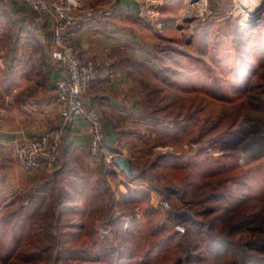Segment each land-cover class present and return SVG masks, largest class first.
I'll return each instance as SVG.
<instances>
[{"label":"rangeland","instance_id":"1","mask_svg":"<svg viewBox=\"0 0 264 264\" xmlns=\"http://www.w3.org/2000/svg\"><path fill=\"white\" fill-rule=\"evenodd\" d=\"M189 1L169 31L147 17L162 36L134 69L141 109L119 124L115 149L135 177L93 157L65 168L57 210L46 181L43 193H8L0 264H227L205 231L264 233V0L249 21L239 0L194 1L203 13L189 20Z\"/></svg>","mask_w":264,"mask_h":264},{"label":"crops","instance_id":"2","mask_svg":"<svg viewBox=\"0 0 264 264\" xmlns=\"http://www.w3.org/2000/svg\"><path fill=\"white\" fill-rule=\"evenodd\" d=\"M83 1L86 7L110 11L71 28L68 37L103 72L85 93L84 105L99 109L107 141L117 150L119 124L141 109L142 87L134 69L140 60L152 59L150 49L162 36L147 17L154 16L155 25L169 31L178 26L182 0H162L150 11L143 0ZM53 38L49 12L26 0H0V201L10 192L43 193L42 183L58 181L66 167L78 171L94 165L84 115L76 113L66 127L60 114L56 82L65 70L51 58ZM55 131H61V144L54 165L26 170L13 156L20 140Z\"/></svg>","mask_w":264,"mask_h":264},{"label":"built area","instance_id":"3","mask_svg":"<svg viewBox=\"0 0 264 264\" xmlns=\"http://www.w3.org/2000/svg\"><path fill=\"white\" fill-rule=\"evenodd\" d=\"M161 1L143 0V6L150 11ZM26 2L34 9L49 12L52 17L54 38L51 58L65 70V74L56 82V99L60 105V114L66 122V127L76 113L84 115L89 133L88 150L92 157L98 158L105 138L104 121L97 107L84 105V95L92 82L103 72L92 58L83 56L68 37V31L74 24L80 25L95 17L109 14L110 11L100 7H86L83 0H26ZM194 4L199 8L197 3ZM60 138L61 131L43 132L26 138L15 147L14 155L26 168H35L41 163L53 165L57 162ZM115 154L116 152L112 150L104 151L100 158L101 163L107 168L118 169L114 162Z\"/></svg>","mask_w":264,"mask_h":264},{"label":"trees","instance_id":"4","mask_svg":"<svg viewBox=\"0 0 264 264\" xmlns=\"http://www.w3.org/2000/svg\"><path fill=\"white\" fill-rule=\"evenodd\" d=\"M77 25L74 24L72 26H70L71 28L76 27ZM61 144V140L59 141L58 144V149H57V161L59 160V147ZM106 150H112L115 152V146L113 144H110L107 141V137L105 134V138L104 141L102 143V148H100V153H99V159L101 158V155L104 151ZM54 165V164H53ZM131 169L132 168V164H131ZM144 171L147 174V179H148V183L149 185L156 189L155 187H153L152 184V179H151V174L149 172V166H145ZM136 174V173H135ZM129 177L134 178L135 175H129ZM45 184H49L51 189L56 190L55 194L57 193V196L55 197V200L52 201V205L55 208V210H57L58 208V203L59 201V194L58 192H60V185L57 181H55V179L46 181ZM167 187H170L168 185H165ZM174 189V187H172ZM111 198H109L110 200ZM211 210V209H209ZM209 210H204L202 212H199L198 214H206ZM55 212L53 211V214ZM57 219H51V221L49 222V224L51 225V228L55 229ZM191 222L198 228L203 224V220L201 219H191ZM213 222L212 220L210 221L209 226H212ZM55 238H56V243L54 248L56 249V254L59 255V251L62 248V245L59 243V239L56 235V233L54 232ZM203 239L206 243V246L213 252L217 253V252H221L224 256L228 257L229 261H227V264H264V233H260L259 235L256 236H251L248 239H244V240H239V239H232L231 237H228L224 234L218 233V232H208L205 231L204 235H203ZM57 245V247H56Z\"/></svg>","mask_w":264,"mask_h":264},{"label":"bare ground","instance_id":"5","mask_svg":"<svg viewBox=\"0 0 264 264\" xmlns=\"http://www.w3.org/2000/svg\"><path fill=\"white\" fill-rule=\"evenodd\" d=\"M194 1H197V0H190L188 2V5H187V8L185 10V15L186 16H193V15H196V14H202L203 13V10L201 8H197L195 6ZM240 2L243 3V5L245 6V9H246V12H247V18L246 20H254L255 17L258 16L259 14V10H260V7L262 5V2L263 0H239Z\"/></svg>","mask_w":264,"mask_h":264},{"label":"water","instance_id":"6","mask_svg":"<svg viewBox=\"0 0 264 264\" xmlns=\"http://www.w3.org/2000/svg\"><path fill=\"white\" fill-rule=\"evenodd\" d=\"M188 19L190 20L191 17H188ZM252 20V19H251ZM114 162L117 164V166L122 169L127 175H132L135 172L131 169V159L126 156L123 155L121 153H116L114 155Z\"/></svg>","mask_w":264,"mask_h":264}]
</instances>
